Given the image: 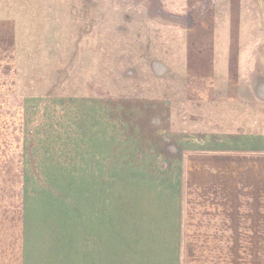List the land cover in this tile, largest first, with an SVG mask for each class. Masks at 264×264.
<instances>
[{
    "label": "crops",
    "instance_id": "crops-1",
    "mask_svg": "<svg viewBox=\"0 0 264 264\" xmlns=\"http://www.w3.org/2000/svg\"><path fill=\"white\" fill-rule=\"evenodd\" d=\"M14 37L0 19V264H264V110L168 131L19 66Z\"/></svg>",
    "mask_w": 264,
    "mask_h": 264
},
{
    "label": "rangeland",
    "instance_id": "rangeland-1",
    "mask_svg": "<svg viewBox=\"0 0 264 264\" xmlns=\"http://www.w3.org/2000/svg\"><path fill=\"white\" fill-rule=\"evenodd\" d=\"M0 19L19 66L43 74L47 60L73 95L145 110L168 131L207 127L214 101L264 110V0H0Z\"/></svg>",
    "mask_w": 264,
    "mask_h": 264
}]
</instances>
